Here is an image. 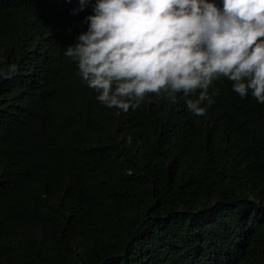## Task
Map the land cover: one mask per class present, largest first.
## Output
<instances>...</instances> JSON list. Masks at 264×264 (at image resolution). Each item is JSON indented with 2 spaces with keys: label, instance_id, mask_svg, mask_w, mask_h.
<instances>
[{
  "label": "trees",
  "instance_id": "16d2710c",
  "mask_svg": "<svg viewBox=\"0 0 264 264\" xmlns=\"http://www.w3.org/2000/svg\"><path fill=\"white\" fill-rule=\"evenodd\" d=\"M93 2L0 0V264H264V104L106 107L63 54Z\"/></svg>",
  "mask_w": 264,
  "mask_h": 264
},
{
  "label": "clouds",
  "instance_id": "9594fccd",
  "mask_svg": "<svg viewBox=\"0 0 264 264\" xmlns=\"http://www.w3.org/2000/svg\"><path fill=\"white\" fill-rule=\"evenodd\" d=\"M91 8L63 54L106 107L135 109L147 93L175 103L182 93L189 112L203 115L221 75L240 98L264 104V0H94Z\"/></svg>",
  "mask_w": 264,
  "mask_h": 264
}]
</instances>
